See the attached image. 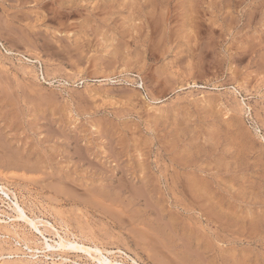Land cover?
<instances>
[{
    "label": "rangeland",
    "instance_id": "obj_1",
    "mask_svg": "<svg viewBox=\"0 0 264 264\" xmlns=\"http://www.w3.org/2000/svg\"><path fill=\"white\" fill-rule=\"evenodd\" d=\"M0 187V264H264V0H0Z\"/></svg>",
    "mask_w": 264,
    "mask_h": 264
},
{
    "label": "bare ground",
    "instance_id": "obj_2",
    "mask_svg": "<svg viewBox=\"0 0 264 264\" xmlns=\"http://www.w3.org/2000/svg\"><path fill=\"white\" fill-rule=\"evenodd\" d=\"M91 91V90H90ZM18 92V91H17ZM80 101V100H79ZM28 116H29V114H28ZM70 140V139H69ZM246 141V140H245ZM81 151V150H80ZM82 152V151H81ZM74 153V152H73ZM82 154V153H81ZM78 155V154H77ZM62 173V172H61ZM114 179V178H113ZM126 180V179H125ZM180 181V180H179ZM71 183V182H70ZM73 184V183H72ZM196 184V183H195ZM71 186V185H70ZM125 187V186H124ZM188 187V186H187ZM141 188V187H140ZM193 188V187H192ZM5 189V188H4ZM131 189V188H130ZM7 191V190H6ZM70 191V190H69ZM90 191H92V190H90ZM9 192H11V191H9ZM8 193V192H7ZM6 192H5V190H3V187H0V194L1 195H3L6 199H8V209L10 208V210H12L13 212H14V216H13V221H17V222H22L23 224H25L26 226L25 227H31L32 228V230L33 231H36L35 233H37L40 237H42V238H44L45 236V234H43L44 232V229H46L47 227H49V229H53V227H52V225H48L46 222H44L43 220H41V221H43V222H41L40 221V223H44V224H40V225H43L42 227H44L43 228V231H42V229L40 230V228L37 226V224H36V222L34 221V220H31L32 219V217H31V219L30 218H28L27 217V215H26V213H25V210H23L20 206H19V204L17 203V201H12L11 200V198L8 196V194H7ZM12 193V192H11ZM133 197V196H132ZM140 197V196H139ZM0 199H2L1 200V202L3 203L4 202V198L3 197H1ZM70 201V200H69ZM68 201V202H69ZM195 202V201H194ZM10 203H11V205H10ZM22 202H20V204H21ZM29 202H27V204H28ZM77 203V202H76ZM5 204H6V202H5ZM31 203H29L28 205H30ZM80 204V203H79ZM82 204V203H81ZM26 205V204H25ZM34 206V205H33ZM36 206V205H35ZM86 206V205H85ZM29 207V206H28ZM25 208V207H24ZM34 208H36V207H34ZM1 211V210H0ZM27 211V210H26ZM28 211H29V209H28ZM31 211H32V209H31ZM4 212V211H3ZM3 212H1V214L3 213ZM30 212V211H29ZM6 213V212H5ZM30 214V213H29ZM34 215V214H33ZM30 216H32V215H30ZM35 216V215H34ZM59 216V215H58ZM11 217V216H10ZM37 217H38V215H37ZM34 218V217H33ZM60 219V218H59ZM60 221V220H59ZM68 222V221H67ZM21 223V224H22ZM61 223H64V222H61ZM54 224H55V222H54ZM17 225V224H16ZM15 225V226H16ZM18 225H19V223H18ZM60 225V224H59ZM63 225H65L66 226V224H63ZM68 225V224H67ZM23 226V225H22ZM62 226V225H61ZM12 227V226H11ZM18 227V226H17ZM41 227V226H40ZM55 227V226H54ZM58 227V226H57ZM61 228V227H60ZM15 229V228H14ZM19 229V228H18ZM48 229V228H47ZM25 230V229H24ZM54 230H56L55 231V233H56V235L58 236V238H59V241H56V242H53V243H55L54 245L56 246V247H53L54 249H57L60 253H72L73 251H80V254H78V255H81V256H83L84 258L86 257L87 259H89L91 262H92V264H118V262L116 261V260H111V259H108V257H104V256H102V252H103V250H101V249H99L98 247H96V246H89V245H80V244H78V239L77 240H69L68 238L66 239L65 238V235H64V237H62V236H60V234H58V230L57 229H54ZM63 230H65V229H63ZM69 230V229H68ZM1 231V230H0ZM3 231V230H2ZM5 231V230H4ZM3 231V232H4ZM46 231V230H45ZM51 231V230H50ZM53 232V231H52ZM60 232V231H59ZM67 232V231H66ZM34 233V234H35ZM4 234V233H3ZM33 234V235H34ZM63 234H64V232H63ZM75 234V233H74ZM77 234V233H76ZM20 235V234H19ZM51 235V234H50ZM54 235V234H53ZM67 235V234H66ZM15 236V235H14ZM52 236V235H51ZM56 236V237H57ZM31 237V236H30ZM70 237H71V235H70ZM79 237H81V236H79ZM78 237V238H79ZM18 238V237H17ZM34 238H37L36 236L34 237ZM52 238V237H51ZM65 238V239H64ZM73 238V237H72ZM83 238V237H82ZM30 239H32V238H30ZM40 239V238H39ZM45 239V238H44ZM81 239V238H80ZM25 240V239H24ZM36 240V239H35ZM53 240V239H52ZM51 240V241H52ZM84 240H86V239H84ZM90 240V239H89ZM30 241V240H29ZM83 241V240H82ZM40 242V241H39ZM94 244V243H93ZM37 245H38V243H37ZM91 245V244H90ZM96 245H97V243H96ZM98 246V245H97ZM50 245L48 246V245H46V244H42V253H47V252H51V253H55V251H53V250H51L50 249ZM37 248V247H36ZM38 249V248H37ZM120 250V249H119ZM47 251V252H46ZM193 251V250H192ZM118 252V251H117ZM123 252V251H122ZM119 253H121V251L119 252ZM118 253V254H119ZM57 254V253H56ZM108 254V253H107ZM111 254H113V253H111ZM122 254V253H121ZM45 255V254H44ZM50 255V254H49ZM61 255H63V254H61ZM1 256V255H0ZM51 256V255H50ZM120 256V255H119ZM112 257V256H111ZM123 257V256H122ZM127 257H129V256H127ZM81 258V257H80ZM110 258V257H109ZM87 259H85V260H87ZM116 259H118V258H116ZM121 259V258H120ZM119 259V260H120ZM124 259V258H123ZM130 259V258H129ZM61 260H63V259H61ZM133 260V259H132ZM64 261V260H63ZM88 261V260H87ZM121 261V260H120ZM119 261V262H120ZM123 261V260H122ZM128 261V260H127ZM134 261V260H133ZM132 262V261H131ZM29 263V262H28ZM32 263H34V262H32ZM124 263V262H123ZM133 263V262H132ZM47 264V263H46ZM56 264V263H55ZM119 264H122V263H119ZM127 264V263H126ZM135 264V263H134ZM138 264V263H137Z\"/></svg>",
    "mask_w": 264,
    "mask_h": 264
}]
</instances>
